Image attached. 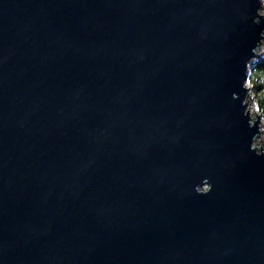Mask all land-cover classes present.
Returning <instances> with one entry per match:
<instances>
[{"label":"water","instance_id":"obj_1","mask_svg":"<svg viewBox=\"0 0 264 264\" xmlns=\"http://www.w3.org/2000/svg\"><path fill=\"white\" fill-rule=\"evenodd\" d=\"M262 10L0 0V264H264Z\"/></svg>","mask_w":264,"mask_h":264},{"label":"trees","instance_id":"obj_2","mask_svg":"<svg viewBox=\"0 0 264 264\" xmlns=\"http://www.w3.org/2000/svg\"><path fill=\"white\" fill-rule=\"evenodd\" d=\"M248 79L254 85L258 106L264 112V55L253 61Z\"/></svg>","mask_w":264,"mask_h":264},{"label":"rangeland","instance_id":"obj_3","mask_svg":"<svg viewBox=\"0 0 264 264\" xmlns=\"http://www.w3.org/2000/svg\"><path fill=\"white\" fill-rule=\"evenodd\" d=\"M263 4H264V0H263ZM262 12L264 13V6H263ZM263 55H264V39L262 40V42H261V44L259 46V49L257 51L256 56L252 59V64H253V61L257 57H260V56H263ZM248 84H249L250 93L253 96V99H252V96L249 95V101H250V104L253 106V108H255V110H256L255 114L253 116L255 118H257V113L261 112V115H260V118H259V124H260V130L261 131L259 133L260 136H258L257 141H256L259 145H261V142L264 144V112L258 106L256 97H255L254 85L249 81V79H248Z\"/></svg>","mask_w":264,"mask_h":264},{"label":"bare ground","instance_id":"obj_4","mask_svg":"<svg viewBox=\"0 0 264 264\" xmlns=\"http://www.w3.org/2000/svg\"><path fill=\"white\" fill-rule=\"evenodd\" d=\"M263 6H264V4H263ZM248 105H249V110H250L251 115H254L256 110H255V108H253V106L250 104V101L248 102Z\"/></svg>","mask_w":264,"mask_h":264}]
</instances>
